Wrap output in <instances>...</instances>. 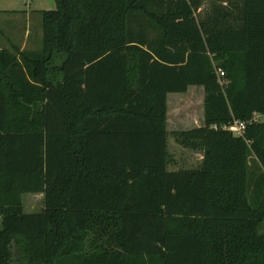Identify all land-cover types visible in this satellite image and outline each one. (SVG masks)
I'll use <instances>...</instances> for the list:
<instances>
[{
    "label": "trees",
    "instance_id": "16d2710c",
    "mask_svg": "<svg viewBox=\"0 0 264 264\" xmlns=\"http://www.w3.org/2000/svg\"><path fill=\"white\" fill-rule=\"evenodd\" d=\"M53 2L40 51L0 49V264H264V0ZM191 86L171 135L204 159L170 172Z\"/></svg>",
    "mask_w": 264,
    "mask_h": 264
},
{
    "label": "rangeland",
    "instance_id": "374dc122",
    "mask_svg": "<svg viewBox=\"0 0 264 264\" xmlns=\"http://www.w3.org/2000/svg\"><path fill=\"white\" fill-rule=\"evenodd\" d=\"M212 5L222 6L221 0H204L199 7L196 16L205 18L211 14ZM51 9L48 0H0V49L13 50L26 44L24 51H40L42 49V12ZM216 68V67H215ZM225 84H222L223 88ZM184 96V93L167 95L168 118H167V150L174 160L173 167H189L198 159L195 154L179 146L172 132L181 129L193 128L203 124L202 118V93L200 89H192ZM173 96H180L171 100ZM23 211L35 213L42 209L43 200L41 194H24L22 196ZM1 222V219H0ZM1 226V225H0ZM1 228V227H0Z\"/></svg>",
    "mask_w": 264,
    "mask_h": 264
},
{
    "label": "crops",
    "instance_id": "0c3cea01",
    "mask_svg": "<svg viewBox=\"0 0 264 264\" xmlns=\"http://www.w3.org/2000/svg\"><path fill=\"white\" fill-rule=\"evenodd\" d=\"M19 48L21 51L25 50L26 49V44L25 43H22L20 47H17ZM191 87H194L192 89H200L199 91H201L200 93H202V106H203V100H204V90L202 87H196V86H191ZM190 88V87H189ZM188 88V90L186 91V93H184L183 95L181 96H184L186 94H188L190 92V89ZM170 94H173V93H170ZM180 96H173L171 100H174L175 98H179ZM166 103H167V98H166ZM168 105H169V102L167 104V118H168ZM203 112H204V107H203V111H202V118H203ZM203 123V122H202ZM203 124L201 125H196V126H193V128H197V127H200L202 126ZM193 128H189V129H186V130H190V129H193ZM166 129H167V120H166ZM185 129H181V130H176V131H183ZM185 149V148H184ZM188 151H190L191 153L195 154V156L198 157V159L196 160H193L195 162V164H193L192 166H189V167H181L179 168L178 167H173V164H174V160L172 159V162L170 163V165H168V171H177V170H180V169H194V168H197L199 165H201L203 159H204V153L203 152H199V151H193V150H189V149H186Z\"/></svg>",
    "mask_w": 264,
    "mask_h": 264
},
{
    "label": "built area",
    "instance_id": "2783aa9c",
    "mask_svg": "<svg viewBox=\"0 0 264 264\" xmlns=\"http://www.w3.org/2000/svg\"><path fill=\"white\" fill-rule=\"evenodd\" d=\"M216 75L219 81L220 86L224 83V72L221 69H216ZM245 123L243 122H234L233 124L224 127L225 130L231 132L232 134L236 135V136H241L244 132L245 129Z\"/></svg>",
    "mask_w": 264,
    "mask_h": 264
},
{
    "label": "water",
    "instance_id": "95a60500",
    "mask_svg": "<svg viewBox=\"0 0 264 264\" xmlns=\"http://www.w3.org/2000/svg\"><path fill=\"white\" fill-rule=\"evenodd\" d=\"M50 8L53 9L54 8V2L53 0H48Z\"/></svg>",
    "mask_w": 264,
    "mask_h": 264
}]
</instances>
